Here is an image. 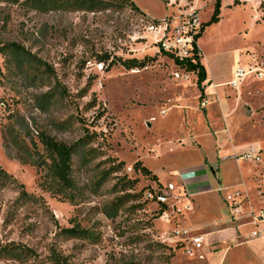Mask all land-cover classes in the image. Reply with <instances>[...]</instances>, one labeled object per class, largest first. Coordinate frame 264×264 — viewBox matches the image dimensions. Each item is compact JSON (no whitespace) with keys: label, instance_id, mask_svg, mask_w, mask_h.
I'll return each instance as SVG.
<instances>
[{"label":"rangeland","instance_id":"374dc122","mask_svg":"<svg viewBox=\"0 0 264 264\" xmlns=\"http://www.w3.org/2000/svg\"><path fill=\"white\" fill-rule=\"evenodd\" d=\"M132 1L141 12L117 0L103 10L0 0V49L27 56L0 53V168L16 180L0 175V264H52V249L69 264H219V231L235 225L225 195L240 190L245 213L264 207V167L241 158L252 148L264 157V0H221L220 21L196 44L212 73L201 87L195 75L176 79L165 27L184 13L207 22L215 0ZM132 59L144 66H123ZM237 68L247 74L234 88ZM40 131L78 145L73 202L42 191L41 170L20 159L22 141L42 155ZM175 229L204 236L203 259L166 238Z\"/></svg>","mask_w":264,"mask_h":264},{"label":"trees","instance_id":"16d2710c","mask_svg":"<svg viewBox=\"0 0 264 264\" xmlns=\"http://www.w3.org/2000/svg\"><path fill=\"white\" fill-rule=\"evenodd\" d=\"M104 1V0H103ZM101 0H74L73 5L78 6L79 10H83L85 8L90 9H107L108 3H103ZM122 4H127L131 6L134 10L139 11V8L132 0H117ZM106 2V1H105ZM87 4H92L90 7H87ZM220 14H221V0L214 1L213 12L210 19L205 22L201 23L200 32L195 36V43L193 44V49L191 51V55L179 59L176 56H173L167 52V55L172 56L174 60V64L184 72L194 74L197 77V84L198 86H202V84L207 80V73L204 65L201 63L202 56L199 55L198 47L196 42L201 38L202 33L204 32L205 28L211 24L218 23L220 21ZM264 20V16H263ZM0 53L2 56H14L17 63H21L27 61V56L24 51L18 47L17 45L11 44L7 45L0 49ZM123 66L128 69H135L144 66L143 62H140L136 59L124 61ZM204 88H202L203 90ZM1 102V101H0ZM11 128L5 129V134L7 137L17 138L14 136V133L11 131ZM32 145L36 148L35 141L33 137H29ZM38 142L42 145L43 153L42 155L37 152V148L34 149V152H31L30 146L22 141V148L24 154L27 158L20 157L21 161L27 162L31 165H34L37 169L41 170V175L39 178L38 186L39 188L47 192L53 196H59L65 198L69 202H73L75 198L78 196V190L76 183L74 181L72 175V156L75 151V148L78 145L69 146L64 142L58 141L55 138L51 137L49 134H46L43 131H40L36 136ZM37 156V157H35ZM135 169L141 171L143 175L151 177L153 180H157V177L151 173L149 169L142 166L140 161L136 162L134 165ZM0 175L2 178L5 179H13L12 176L8 175L3 169L0 168ZM16 182L15 179H13ZM21 187V198L28 199L30 196L25 191L24 186L20 185ZM161 210L163 211L164 205H160ZM65 233L69 234L70 236L79 235L82 231H78V229L71 228L64 231ZM84 233H82L83 235ZM5 252L12 253L14 255L25 254L24 251L19 250L17 247L8 246L4 247ZM26 252V251H25ZM50 261L52 264H69L65 257L59 255L55 250L52 249L51 254L49 256Z\"/></svg>","mask_w":264,"mask_h":264},{"label":"built area","instance_id":"2783aa9c","mask_svg":"<svg viewBox=\"0 0 264 264\" xmlns=\"http://www.w3.org/2000/svg\"><path fill=\"white\" fill-rule=\"evenodd\" d=\"M166 30L169 32V37L163 44L164 49L173 53L179 59L186 58L191 55L193 44L195 43V36L200 32L201 22L198 15L194 13H184L172 20L166 25ZM197 44V42H196ZM201 55V53H198ZM253 72V71H252ZM247 72L243 68H237L234 72V78L229 82L231 87L236 88L239 85L240 79L243 78ZM176 79H190L191 75L183 70L181 72L174 73ZM263 74H260L262 76ZM261 150L258 151H246L241 158L253 162L255 165H261L264 167V157L261 155ZM239 160V159H238ZM172 188V186H170ZM214 190L218 193H223L227 190V187L217 184ZM147 197L151 200L155 199L158 203L166 202L165 193L149 192ZM245 200L243 193L238 190L233 193L225 195V202L229 206L231 217L237 220L243 216L242 204ZM246 217L248 218V224L252 225L250 232V239L264 240V207L257 212L250 211ZM166 238L170 241L174 239L180 240L177 242L185 243L186 251L190 257H197V259H203L202 254L204 236L190 233L187 230L175 229L167 234Z\"/></svg>","mask_w":264,"mask_h":264},{"label":"crops","instance_id":"0c3cea01","mask_svg":"<svg viewBox=\"0 0 264 264\" xmlns=\"http://www.w3.org/2000/svg\"><path fill=\"white\" fill-rule=\"evenodd\" d=\"M207 72L212 78L208 69ZM258 150L262 149L252 148L248 151L255 152ZM245 212L241 218L235 220V225L224 227L219 231L226 235L225 240L218 241L222 244V257L219 264H264V240L250 239V232L253 227L247 223L246 215L248 212ZM244 218L247 221L240 223V220ZM246 227H250V230L246 231Z\"/></svg>","mask_w":264,"mask_h":264},{"label":"bare ground","instance_id":"6f19581e","mask_svg":"<svg viewBox=\"0 0 264 264\" xmlns=\"http://www.w3.org/2000/svg\"><path fill=\"white\" fill-rule=\"evenodd\" d=\"M212 74V73H211ZM226 84H228V83H225V84H223V85H220V86H224V85H226Z\"/></svg>","mask_w":264,"mask_h":264}]
</instances>
